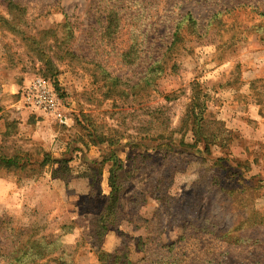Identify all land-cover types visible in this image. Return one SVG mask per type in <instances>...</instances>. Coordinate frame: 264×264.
<instances>
[{"label":"rangeland","instance_id":"obj_1","mask_svg":"<svg viewBox=\"0 0 264 264\" xmlns=\"http://www.w3.org/2000/svg\"><path fill=\"white\" fill-rule=\"evenodd\" d=\"M7 1L0 155L24 166L0 165V264H15L7 255L26 239L49 252L35 264H101L97 246L130 264H264V222L245 225L264 214V0H13L12 11ZM35 76L67 125L22 101ZM196 88L244 171L214 166L219 148L186 145ZM112 153L121 190L98 238Z\"/></svg>","mask_w":264,"mask_h":264},{"label":"trees","instance_id":"obj_2","mask_svg":"<svg viewBox=\"0 0 264 264\" xmlns=\"http://www.w3.org/2000/svg\"><path fill=\"white\" fill-rule=\"evenodd\" d=\"M7 9L14 10L18 9V3L14 2L13 0L7 1ZM162 70L160 65L155 66L152 71L155 69ZM154 77H151L150 80H153ZM120 79L112 78L110 80V87L113 89L117 88ZM254 82H252L253 84ZM206 95L201 91V89L196 88L192 89V97L190 99L189 109L187 111V118H191V134H192V142L190 144H186L190 147H197L199 148L200 153L210 154L212 153L213 148H219L222 152V156H218L213 160L214 166L218 167H226L227 162H231L234 164L233 167L238 169L245 170L246 167L242 166L241 162L237 157H232L230 153V145L229 142L232 138L229 137L231 134L230 129L225 127L224 122L217 120L212 117L205 116L207 110V102H206ZM170 143L164 144L165 146H169ZM185 144V143H184ZM201 149V151H200ZM49 160V158H48ZM110 160H112V164L109 168V186H110V193L108 199L106 200V212L103 215L98 217L96 221V227L98 228V232L96 236L101 238L104 234L105 230L108 226L112 223V215L116 212L114 207L118 201L119 192L121 190L120 183L118 182L119 178V171L124 167L122 161L115 155L110 154ZM46 159L44 157L41 164H45ZM54 162H60L59 160H55ZM0 165L6 168H17L18 166L23 167L24 163L18 159L16 156L6 157L0 155ZM66 162L64 164H60L58 169H55V174L61 176L60 172L62 168L66 169ZM239 166V167H237ZM248 168V167H247ZM243 171H232V176H236L239 181L242 182L244 179V172ZM243 172V173H242ZM228 173V172H227ZM242 185V183H239ZM105 215H109L110 217H106ZM253 218H256L254 221ZM261 220V221H260ZM245 222V221H244ZM243 222V223H244ZM264 222V214H259L256 216V213H251L247 216L246 224L250 225L251 227L254 226L256 223H263ZM231 235L228 236L230 238ZM240 238V237H239ZM25 245H29V247H24V249L13 251L11 254H8L9 260L15 264H35L39 259L43 258L45 255H49V252L45 250V246L41 244L40 240L37 239H26L24 242ZM95 254L97 256V260L101 264H121L122 262H126L130 264V259H128V254L125 252L118 253V252H107L100 247H96ZM59 264H65L64 262Z\"/></svg>","mask_w":264,"mask_h":264},{"label":"built area","instance_id":"obj_3","mask_svg":"<svg viewBox=\"0 0 264 264\" xmlns=\"http://www.w3.org/2000/svg\"><path fill=\"white\" fill-rule=\"evenodd\" d=\"M22 101L40 115L50 117L60 124H68V116L62 109L61 100L51 83L42 76L29 79L21 93Z\"/></svg>","mask_w":264,"mask_h":264}]
</instances>
